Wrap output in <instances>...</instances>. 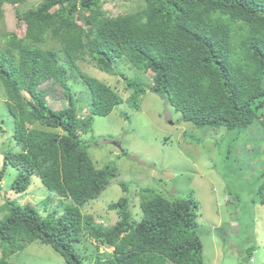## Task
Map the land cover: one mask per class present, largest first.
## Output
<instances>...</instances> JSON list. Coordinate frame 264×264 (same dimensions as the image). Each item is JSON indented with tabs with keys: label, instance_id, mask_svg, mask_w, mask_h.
<instances>
[{
	"label": "trees",
	"instance_id": "1",
	"mask_svg": "<svg viewBox=\"0 0 264 264\" xmlns=\"http://www.w3.org/2000/svg\"><path fill=\"white\" fill-rule=\"evenodd\" d=\"M23 1L0 0V20ZM104 1L43 0L20 14L14 11L21 36L8 31L0 38V95L14 119L17 148L5 155L0 180L10 165L17 171L13 192L24 193L37 176L64 205L60 215L55 209L41 216L29 203L4 204L0 264H13L8 258L35 241L50 246L66 264H83L73 244L84 236L113 248L108 256L91 255V264H204L196 204L189 196L169 201L143 189L137 220L129 199L120 198L109 205L117 215L109 228L81 213L79 206L100 195L112 171L94 167L79 133L91 132V116H107L124 100L79 73L89 96L78 105L65 69L77 60L121 76L133 90L127 100L133 109L147 88L120 75L115 59L151 73V92L183 122L223 128L233 136L258 124L264 133V0H143L116 17L101 9ZM55 86L68 103L60 110L47 104ZM257 187L256 201L264 206V178Z\"/></svg>",
	"mask_w": 264,
	"mask_h": 264
},
{
	"label": "rangeland",
	"instance_id": "2",
	"mask_svg": "<svg viewBox=\"0 0 264 264\" xmlns=\"http://www.w3.org/2000/svg\"><path fill=\"white\" fill-rule=\"evenodd\" d=\"M42 1L24 0L12 7L10 16L0 20V38L8 31L21 36L23 25L17 24L15 14L35 8ZM142 1L105 0L101 9L107 16L116 17L133 12L143 5ZM59 49L55 47L64 58ZM114 61L120 75L147 88L138 99V110L128 105L133 90L121 76L99 71L88 59L77 60L74 67L65 68L70 92L78 105L89 96L77 78L79 73L103 82L124 100L107 116H91V132L79 133L94 167L98 170L110 167L112 171L100 195L79 206L81 213L92 215L96 224L109 228L117 221L109 205L120 198L129 199L137 220L142 214L139 194L143 189L147 193L158 192L169 201L189 196L196 204L195 222L200 227L204 264H264V206L256 201L259 180L264 178V133L259 125L233 136L223 128H197L183 122L180 113L151 92V73L134 68L125 58ZM53 89L47 104L60 110L68 103L58 87ZM87 115V110L82 111L81 116ZM13 134L14 119L0 95V171L8 151H17ZM16 174L8 165L0 180V219L7 213L1 207L8 202L19 206L32 204L41 216L55 209L56 215L63 213L64 205L58 203L59 198L53 197L37 176L31 177L24 193L13 192L11 184ZM121 185H125V191ZM229 204L234 205L232 213L226 208ZM73 245L83 264H91L90 256L95 253L108 256L113 251L111 246L99 245L88 236ZM246 257L248 261H244ZM8 261L66 264L50 246L39 241L26 245Z\"/></svg>",
	"mask_w": 264,
	"mask_h": 264
},
{
	"label": "water",
	"instance_id": "3",
	"mask_svg": "<svg viewBox=\"0 0 264 264\" xmlns=\"http://www.w3.org/2000/svg\"><path fill=\"white\" fill-rule=\"evenodd\" d=\"M227 210L229 211V212H234L235 211V209H234V205L233 204H229V205H227ZM248 261V257H246L245 259H244V261Z\"/></svg>",
	"mask_w": 264,
	"mask_h": 264
},
{
	"label": "bare ground",
	"instance_id": "4",
	"mask_svg": "<svg viewBox=\"0 0 264 264\" xmlns=\"http://www.w3.org/2000/svg\"><path fill=\"white\" fill-rule=\"evenodd\" d=\"M227 206V205H226Z\"/></svg>",
	"mask_w": 264,
	"mask_h": 264
}]
</instances>
